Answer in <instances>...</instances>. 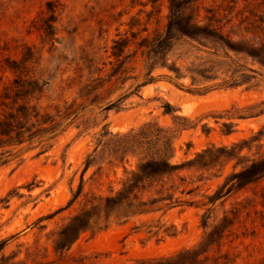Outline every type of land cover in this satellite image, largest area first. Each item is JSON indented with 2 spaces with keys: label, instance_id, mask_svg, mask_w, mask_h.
I'll use <instances>...</instances> for the list:
<instances>
[{
  "label": "rangeland",
  "instance_id": "374dc122",
  "mask_svg": "<svg viewBox=\"0 0 264 264\" xmlns=\"http://www.w3.org/2000/svg\"><path fill=\"white\" fill-rule=\"evenodd\" d=\"M172 2L0 0L1 83L37 81L43 115L81 109L0 167V264H264V165L238 178L264 160V0L183 1L197 28L173 29L156 81L105 110L143 82L142 45L167 35ZM103 64L89 88L78 78ZM168 143L183 167L123 191Z\"/></svg>",
  "mask_w": 264,
  "mask_h": 264
},
{
  "label": "trees",
  "instance_id": "16d2710c",
  "mask_svg": "<svg viewBox=\"0 0 264 264\" xmlns=\"http://www.w3.org/2000/svg\"><path fill=\"white\" fill-rule=\"evenodd\" d=\"M183 1L185 2L187 0H173L171 3L173 14L169 22L167 35L161 36L159 39L151 42L146 41L145 45H142V48L147 50V71L143 75V82L136 85L133 90L131 86L128 91L121 94L117 99L110 101L105 110L111 111L120 109L124 101L130 96L137 94L142 87L156 81V77H154L153 74L157 67H151L149 62L152 60V57L160 58V56H162L165 44L170 39L169 35L172 33L173 29L179 30V26L183 24L188 28L190 27V30L197 28L191 24L193 22L192 19H187L180 14L181 3ZM187 34L192 35L190 32ZM122 45V40L113 42L112 57L117 60V63L120 61V55H118L117 52L121 51ZM110 65L112 66V63H110ZM105 68L106 64H103V68L96 70L98 72L97 77H94L95 73L84 76L83 69H79L77 72L81 73V75L78 76V78H80V80L85 78V82H87L85 86L89 88L91 83L101 80V74L104 73ZM113 68L114 65L111 69L112 71ZM125 74L126 71L121 73L120 71H116V73L114 71L109 76V79L106 80V84L110 86L116 85ZM137 79L138 77H135V80ZM103 88L104 86L100 87L99 90ZM36 92H38V96L41 94V91H39L37 87V81L17 78L11 84L6 85L2 84L0 80V167L7 164L11 157L17 155L19 152L17 153L16 150L22 145H36L37 148H44L49 143H53V141H55L58 136L78 118L81 112V109L76 108L75 103H72L70 105H65L62 109H58L55 115H43L42 109L38 103L39 98H35L34 96ZM22 93H24V98L29 96L30 100L21 105ZM99 95H96V98H98ZM165 112L171 114L173 110L167 105V107H165ZM166 146V149L157 151L159 153L158 155H160L159 157L143 158L141 160L138 170L136 172H131L130 176L125 181L123 191H128L132 188L138 190V185L145 179L153 176L171 175L183 167V165L172 164L171 159L173 156L171 154V144L168 143ZM50 147H53V144ZM262 165H264V160L252 164L251 168L241 172L238 178L242 180L246 175L255 174ZM135 200H137V197H135ZM173 200L174 197L172 195L170 199H161V202H170L166 205L177 203L173 202ZM107 202H109V199H107ZM204 264L206 263L204 262Z\"/></svg>",
  "mask_w": 264,
  "mask_h": 264
}]
</instances>
